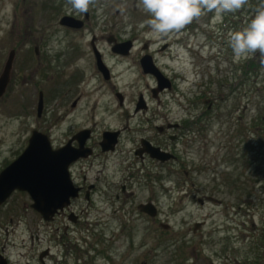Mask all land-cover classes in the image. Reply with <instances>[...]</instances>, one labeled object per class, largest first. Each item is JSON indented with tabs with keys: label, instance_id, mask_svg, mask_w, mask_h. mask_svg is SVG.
<instances>
[{
	"label": "rangeland",
	"instance_id": "obj_1",
	"mask_svg": "<svg viewBox=\"0 0 264 264\" xmlns=\"http://www.w3.org/2000/svg\"><path fill=\"white\" fill-rule=\"evenodd\" d=\"M260 2L250 0L219 21L207 13L180 32L157 38L145 25L148 17L138 0H96L88 10L87 29L79 30L58 24L64 14L84 20L66 0H0V70L7 51H15L10 81L0 98V169L23 149L30 128L49 127L55 138L53 90L63 75L60 70L72 74L73 63L86 76L95 74L89 60L91 34L111 75L107 82L90 79L94 88L101 87L87 97L93 107L82 123L96 133L125 123L131 129L136 124L145 127L143 120L138 123L127 115L137 93L151 83L134 63L140 50L154 52L159 66L173 78L168 122L185 120L184 108L189 111L192 102L201 101V150L192 148L191 159H185L182 144L176 145L179 163L140 167L125 139L115 153L101 159L102 168L98 160L88 168L94 188L89 200L80 196L71 201L68 210L76 215L75 223L62 215L45 224L30 208L25 192H12L0 205V254L7 264H39L38 252L53 243L38 241L44 233L46 239L61 236L63 246L53 248L57 259L67 248L61 264H264V68L259 62L256 75L249 71L244 81L241 67L259 59L237 61L228 44V34L244 28ZM112 36L133 39L128 55L110 51L107 38ZM34 45L46 50L38 58L31 51ZM85 54L87 63L81 62ZM112 87L123 96L122 107ZM38 91L40 118L35 114ZM243 104L246 110L241 113ZM234 109L241 116L237 126ZM77 116L76 127L82 125L80 112ZM240 124L248 131V164L238 159L246 152L239 135L233 148L226 143L235 138L234 128L239 131ZM258 143L262 148L257 149ZM147 201L156 208L154 218L137 210L138 203ZM194 223H199L195 230ZM45 264L53 263L48 259Z\"/></svg>",
	"mask_w": 264,
	"mask_h": 264
},
{
	"label": "flooded vegetation",
	"instance_id": "obj_2",
	"mask_svg": "<svg viewBox=\"0 0 264 264\" xmlns=\"http://www.w3.org/2000/svg\"><path fill=\"white\" fill-rule=\"evenodd\" d=\"M28 9V8H27ZM69 16H73L71 14H67ZM87 17L83 20L82 25L77 29L66 28L67 30H79V29H87V26L90 21L89 12L87 11ZM77 18V17H75ZM94 36L91 34L90 38ZM116 39V38H115ZM132 41L133 46V39L128 38ZM124 40V39H122ZM121 41V40H119ZM89 45L90 42H89ZM147 44H143V48H146ZM165 47V46H164ZM91 48V46H90ZM132 49V48H131ZM42 47L38 49V46L34 45L31 49L32 54L35 57H39L41 51H44ZM46 51V50H45ZM92 57L89 58L91 66L94 68L95 74L91 76H86L82 69H77L79 65L73 63V72L72 74H65V69L60 70V78L59 84L54 88L52 97L55 100L54 103V112H55V125H56V133L55 138L52 140L50 137V128L48 127L46 130L41 131L35 128H30L29 134L32 130H37L41 133H44L51 146L54 149H59L62 147H67L69 155L77 154L76 157L71 160L67 165V171L69 174V178L71 179L74 186L78 188V197L82 196L85 200H89L91 193L93 192L94 185L93 183L88 181V168L92 165L93 161L98 160V164L103 167L101 159L104 160L109 156V154L115 153L117 147L120 145L122 141L125 139L128 140L132 144L130 148L131 156L136 162L143 167L145 164H153V167H164V164H172V163H179L181 157L179 153L176 151V145H181L183 147V152L185 154V159L189 158L191 154L192 148L198 146L201 150V111L198 109V105L201 101H194L192 102V107L188 111L186 108V116L185 120H179L178 122H168V114L170 111V107L167 101H172L173 93H174V83L173 78L170 77L162 67H160V63H157L155 60L154 52H148L147 49L140 50L139 54L136 56V63L139 67V61L142 55H149L152 62L156 65V67L160 70L167 80L164 82L168 85H164L163 88L158 89L157 80L155 76L149 74H143L144 76L148 77L150 80V85L148 86L145 83V91L138 92L134 101H132L131 112L128 117H136V121L141 123L142 120L145 123V127L138 126L137 128H130L127 123L119 128H112V129H102L99 132H95L92 126H87L82 123L83 118L87 117L88 111L93 107V104L89 106V94L91 91L97 90L101 87L100 84L96 86L91 85L90 79L93 77H97L99 80L102 81H109L111 75L108 70L107 78L104 79L102 74L98 71L95 65V58L93 57L92 50L90 49ZM59 55H63V52L58 53ZM57 54V55H58ZM58 55V56H59ZM116 56H122L120 54L114 53ZM128 55V54H127ZM87 54L83 55L81 58V62L87 63L86 57ZM88 57V56H87ZM101 58V55H100ZM76 61H79V57L75 58ZM102 60V59H101ZM104 62V60H102ZM105 64V62H104ZM41 68V66L39 65ZM82 68V67H81ZM140 68V67H139ZM65 75V76H64ZM24 81L26 79L24 78ZM112 92L114 97H116L117 89L112 87ZM140 99V100H139ZM173 102V101H172ZM138 104V105H137ZM117 105L122 107L123 104V96L121 95V102L117 101ZM137 105V107H136ZM210 108V107H209ZM208 110V108H206ZM235 113L231 114L234 117L235 125L236 123H240L241 116L237 113V109H234ZM246 110L245 104L241 105L240 112H244ZM43 111V102H42V110L40 115L37 116L40 118L42 116ZM80 112L81 119L80 122L82 125L76 127L77 125V113ZM192 112L195 114L192 115ZM90 115V114H89ZM237 126V125H236ZM105 130L116 131L115 136V143L113 144L112 149L102 150L100 142L102 132ZM206 130V129H204ZM235 131V138L230 136L226 143H229L230 147L232 146V142L235 141V145L238 142V135L240 137L239 143L243 145L246 149L245 153H241V156L238 159L245 164H248V131L245 127H242L240 124L239 131L237 128H234ZM28 134V136H29ZM27 136V138H28ZM203 142L206 143V134H203ZM264 137V133H263ZM26 138V140H27ZM223 148L226 147L222 145ZM221 146V147H222ZM149 147H153L156 149V152H163L161 157L167 156V160L161 161L155 155L147 149ZM233 148V146H232ZM154 152V150H153ZM167 153V154H164ZM230 159L236 161L237 157L236 154L231 153ZM138 165V166H139ZM171 166V165H169ZM99 169L97 173H100L102 169ZM2 169V168H1ZM99 176H94V180H96ZM121 191H123V186H121ZM86 197V198H85ZM69 206L63 208L62 210L58 211L54 217L47 222H53L57 217L66 215L69 219L72 218L73 222H76V215H74L70 210H68ZM67 226V225H66ZM58 227H55V231ZM31 238V236H30ZM36 239V237H34ZM38 241H47L53 243L51 245L46 244L41 248L38 252L40 259L38 260L39 264H45L46 261L49 259L52 261L53 264H61L63 261V257L67 251V248L64 247L63 255L60 259L55 257V249L57 246H63V241L61 236L53 235L51 237L45 238V233L42 237L38 239ZM55 248V249H53ZM67 254H71L69 251Z\"/></svg>",
	"mask_w": 264,
	"mask_h": 264
},
{
	"label": "water",
	"instance_id": "obj_3",
	"mask_svg": "<svg viewBox=\"0 0 264 264\" xmlns=\"http://www.w3.org/2000/svg\"><path fill=\"white\" fill-rule=\"evenodd\" d=\"M86 15V13H84ZM82 21L70 16H62L59 24L72 28H77ZM108 41L112 40L108 38ZM131 46L129 40L112 44L110 50L119 54H126ZM93 54L96 59L97 68L106 78V69L99 59V54L92 46ZM14 50L9 49L2 68L0 70V98L5 93L9 83ZM140 67L143 73H148L157 79L159 88L167 85L163 80L157 68L153 65L148 55L141 57ZM158 88V89H159ZM120 103L121 96L116 94ZM138 105V104H137ZM136 105V107H137ZM42 107L41 92H38L36 101V115L40 114ZM116 131H103L101 136L102 150L112 149L115 143ZM154 150V152H153ZM67 147L59 149L51 148L46 135L39 131L32 130L25 147L18 156L0 170V204L11 194L12 191H23L30 198V208L37 212L42 220H50L54 213L69 204V199L77 196V188L73 186L67 172L68 163L73 160L77 154L68 156ZM147 151L153 153L160 160L167 159V156L161 157L163 152H156V149L149 147ZM201 201L199 200V203ZM137 209L154 217L155 207L152 203H139ZM167 225L164 224L163 227ZM199 226V223L193 224V230ZM0 264H6L5 258L0 255ZM139 264H145L141 262Z\"/></svg>",
	"mask_w": 264,
	"mask_h": 264
},
{
	"label": "clouds",
	"instance_id": "obj_4",
	"mask_svg": "<svg viewBox=\"0 0 264 264\" xmlns=\"http://www.w3.org/2000/svg\"><path fill=\"white\" fill-rule=\"evenodd\" d=\"M96 0H66L71 10L83 14ZM250 0H138V8L148 17L145 25L157 38L178 33L207 13L222 20L225 13H237ZM228 44L233 57L239 61L258 57L264 68V0L257 5L247 25L228 34Z\"/></svg>",
	"mask_w": 264,
	"mask_h": 264
},
{
	"label": "trees",
	"instance_id": "obj_5",
	"mask_svg": "<svg viewBox=\"0 0 264 264\" xmlns=\"http://www.w3.org/2000/svg\"><path fill=\"white\" fill-rule=\"evenodd\" d=\"M253 59H255V58H251V59L247 60L245 62V64L241 67L242 68V76H243L244 81L246 79V74L249 73V71L252 72L254 76L256 75V73L258 71L259 61L257 60V63H254ZM259 148H262L261 143L257 144V149H259ZM256 153H257V151H256Z\"/></svg>",
	"mask_w": 264,
	"mask_h": 264
}]
</instances>
